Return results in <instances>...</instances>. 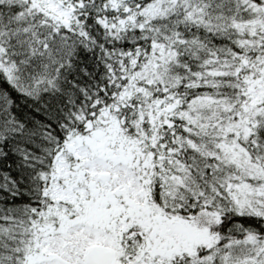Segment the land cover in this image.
<instances>
[{"label":"snow or ice","instance_id":"obj_1","mask_svg":"<svg viewBox=\"0 0 264 264\" xmlns=\"http://www.w3.org/2000/svg\"><path fill=\"white\" fill-rule=\"evenodd\" d=\"M0 264H264V0H0Z\"/></svg>","mask_w":264,"mask_h":264}]
</instances>
